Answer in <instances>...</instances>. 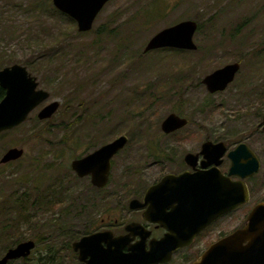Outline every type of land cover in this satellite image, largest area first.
<instances>
[{
  "label": "rangeland",
  "instance_id": "1",
  "mask_svg": "<svg viewBox=\"0 0 264 264\" xmlns=\"http://www.w3.org/2000/svg\"><path fill=\"white\" fill-rule=\"evenodd\" d=\"M57 10L52 0H0V69L27 65L61 102L49 123L33 115L0 134V158L11 146L25 148L17 164L0 166V257L17 242H37L27 259L10 264L71 261L63 244L83 232L91 194L70 163L94 146L92 138L128 135L112 185L126 173L140 187L179 169L199 147L195 139L241 138L264 112V0H111L87 32ZM186 19L200 26L196 50L144 51L155 33ZM233 62L240 63L235 79L211 93L203 78ZM171 112L189 121L175 138L161 129ZM40 190L53 201L45 208L31 204ZM261 197L264 188L239 209V221Z\"/></svg>",
  "mask_w": 264,
  "mask_h": 264
},
{
  "label": "flooded vegetation",
  "instance_id": "2",
  "mask_svg": "<svg viewBox=\"0 0 264 264\" xmlns=\"http://www.w3.org/2000/svg\"><path fill=\"white\" fill-rule=\"evenodd\" d=\"M110 1L111 0H108L106 4ZM62 13L69 16L64 12ZM13 64L6 66H11ZM25 66L27 67L28 72L36 77L38 81L37 88L44 89L50 94L48 98L40 102L30 112L26 121L34 115L33 117L35 120L39 122L46 121V123H49L59 110L61 102L58 99H51V91L42 87L39 78L30 71L27 65ZM0 88L4 89L2 86H0ZM5 93L6 90L4 89V95L2 98L5 96ZM54 101L59 102L56 112L49 118H41L39 116L41 110ZM262 104H264V99ZM261 116H259L260 120L257 121L254 126L248 128H252L251 131H249V133H247L248 131H245L241 138L232 140L225 139L224 137H208L205 135L204 137L195 139V141L198 142L199 147L185 153L179 169L169 170L158 178L152 180L148 185L140 187L127 183L126 173H122V181L119 185H112L114 160L117 156L122 154V151L127 147V144L111 158L109 180L104 186L94 184L93 173L79 176L78 173L72 169L71 164L73 160L95 152L122 134L107 142L96 144L95 142L97 139L92 138L91 140L94 146L88 152L75 156L70 163V167L77 178L89 179V193L91 195L89 197L87 211L83 214L86 218V225L83 232L77 236H73V239L68 244H63L71 257V261L67 264H143L149 256L148 252L152 250L153 246L155 247L153 257L157 260L151 264H194V262L197 261L212 244L232 234L239 228L245 227L252 209L258 203L264 202V197H261L257 202L250 205L247 214L243 216L241 221H239V209L249 205L252 199V193L264 188V112ZM63 126L64 123H61L60 128H63ZM65 127H67V124H65ZM184 127L170 133L163 132L166 135L175 138L181 134ZM202 130L203 129H201V131ZM256 135L262 137V139L255 140L254 136ZM67 139L68 138L62 139L63 144L68 141H78L76 139ZM207 142H211L214 145L204 147V144ZM240 144H245L247 148L254 153L260 163L258 170L253 172V174H248L244 178L240 177L238 174L231 173L233 161L230 154L236 150ZM12 148L22 149V155L8 161H2L5 154ZM188 153L196 155V159L192 160L193 164L186 161V155ZM24 154V147L11 146L1 156L0 166L7 167L15 163L17 164L18 161L24 157ZM249 158L250 157L243 159L246 161L249 160ZM250 167L252 168L253 164H250ZM208 172L210 174H217L232 183L238 181L245 182L249 192V200L220 213L206 223L208 215L206 211V200L208 195H212L209 200L212 205L228 198V195L219 196L218 194H213L214 192L217 193L219 190L221 191L223 187L215 185L212 179H208L207 175H210ZM184 173H199V176H202V178L198 179V186H190L191 179L189 177L186 180L175 179L171 181L169 185L161 186L155 189V191L150 192L166 175H175V177H179ZM224 191H232V186L227 187ZM191 192H195L198 195L191 194ZM198 192H200V194ZM28 193L29 191L24 193L25 196L29 197L30 193ZM32 194L33 193L31 192V196ZM133 200H137L138 202H133ZM26 201H28V199L23 201L25 207ZM46 202L47 192L40 190L39 194L35 195V199L31 204H40L39 206L44 205L45 208V205L48 203H53V201ZM48 208H51V205H48ZM20 209L24 208L20 206ZM80 219L81 218L78 217L76 220L79 222ZM192 236L193 238L189 244L176 248L172 251L169 259L165 258L167 257L165 255L167 246L163 244V241L169 240L170 238L179 240L191 239ZM86 237L92 238L80 243ZM34 241L36 242V240ZM20 242H17L9 248L17 246ZM5 253L0 258H2ZM30 255L12 259L8 264L14 260L27 259Z\"/></svg>",
  "mask_w": 264,
  "mask_h": 264
},
{
  "label": "water",
  "instance_id": "3",
  "mask_svg": "<svg viewBox=\"0 0 264 264\" xmlns=\"http://www.w3.org/2000/svg\"><path fill=\"white\" fill-rule=\"evenodd\" d=\"M107 1L52 0L57 9L68 14L77 22L78 30L81 32L92 29L97 15ZM198 27V22L193 19L182 20L174 25L165 27L149 39L144 51L147 52L161 48L196 50L198 45L194 40V36ZM239 69V62L228 63L206 75L203 78V83L211 93L225 90L235 79ZM0 86L6 90L5 96L0 101V133L11 130L24 123L30 112L50 95L48 91L37 88L38 81L36 77L28 72L25 65L19 63L6 66L0 70ZM58 106L59 102L54 101L42 109L39 116L41 118L51 117L56 112ZM187 123L188 119L186 117L171 112L163 120L161 129L165 133H170L184 127ZM128 138V135L122 134L95 152L73 160L71 164L72 169L79 176L93 173L94 184L98 186L106 185L111 170V158L127 144ZM210 145L214 144L207 142L204 144V147ZM22 153V149L12 148L5 154L2 161L16 158L22 155ZM230 156L233 161L231 173L238 174L242 178L248 174H253V172L259 169L260 163L257 157L245 144H240ZM248 157H250L249 160L245 161L243 159H247ZM193 159H196V155L192 153L186 155V161L188 163L193 164ZM250 164H253L252 168ZM199 175V173H184L179 177L166 175L150 192L155 191V189L161 186L169 185L175 179L186 180L189 177L191 179L190 186H198V179L202 178ZM207 178L212 179L215 185L223 187L221 191L219 190L213 194H218L219 196L228 195V198L212 205L209 201L212 195H208L206 200V211L208 214L206 223L220 213L249 200V192L245 182L238 181L232 183L217 174L207 175ZM229 186H232V191H224ZM198 193L200 194V192ZM191 194L198 195L195 192H191ZM133 202L138 201L133 200ZM89 238H84L80 243ZM192 238L193 236L191 239L180 240L170 238L169 240L163 241V244L167 246L165 252L167 257L165 258L169 259L173 250L189 244ZM35 246L36 242L33 239L20 242L17 246L7 250L5 255L0 258V264H8L12 259L30 255ZM154 253L155 247L153 246L152 250L148 252L149 256L143 264L155 262L157 259L153 257ZM194 264H264V202L258 203L252 209L245 227L239 228L232 234L212 244Z\"/></svg>",
  "mask_w": 264,
  "mask_h": 264
},
{
  "label": "trees",
  "instance_id": "4",
  "mask_svg": "<svg viewBox=\"0 0 264 264\" xmlns=\"http://www.w3.org/2000/svg\"><path fill=\"white\" fill-rule=\"evenodd\" d=\"M58 11V13H60V14H62V15H64V16H66L65 14H63L62 12H60L59 10H57ZM70 20L72 19L71 17H69V16H67ZM73 21H74V19H72ZM199 28H200V26H199ZM170 49H173V50H175V51H178L179 49H176V48H170ZM4 95V89H2V88H0V99L2 98V96ZM7 210V208L5 207L4 209H3V211H6ZM13 246V245H12Z\"/></svg>",
  "mask_w": 264,
  "mask_h": 264
}]
</instances>
